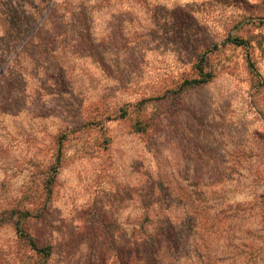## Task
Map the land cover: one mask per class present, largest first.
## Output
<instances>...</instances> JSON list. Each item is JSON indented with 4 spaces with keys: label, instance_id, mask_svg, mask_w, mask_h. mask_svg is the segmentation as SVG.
I'll list each match as a JSON object with an SVG mask.
<instances>
[{
    "label": "rangeland",
    "instance_id": "rangeland-1",
    "mask_svg": "<svg viewBox=\"0 0 264 264\" xmlns=\"http://www.w3.org/2000/svg\"><path fill=\"white\" fill-rule=\"evenodd\" d=\"M95 17L108 72L70 44L9 67L26 88L0 114V264H116L146 205L186 215L205 264H264V0H112ZM201 58L210 80L184 85Z\"/></svg>",
    "mask_w": 264,
    "mask_h": 264
},
{
    "label": "trees",
    "instance_id": "trees-1",
    "mask_svg": "<svg viewBox=\"0 0 264 264\" xmlns=\"http://www.w3.org/2000/svg\"><path fill=\"white\" fill-rule=\"evenodd\" d=\"M111 1L0 0V78L6 77L3 82L4 89L0 90L2 116L22 101V98H19V101L13 100V93H20L21 96L25 92L26 86L21 83L18 70L9 68L13 63L18 64L21 56L32 61L35 66L41 62L51 64L57 56V49L70 44L73 53L91 59L108 72L103 61L107 47L104 46L103 40L96 42L92 26L96 20L95 15L99 12L105 14L111 6ZM142 6L147 8L146 4ZM117 9L119 13L126 11V8L120 5ZM120 28H116L117 33ZM229 40L237 46L247 45L243 39ZM200 60L194 67L198 79L185 80L184 85L205 84L210 80L211 74L204 72V60ZM3 65H6L4 71ZM191 67L193 68V65ZM172 80L176 81L178 78ZM149 207L150 205L144 206V218L130 230L127 237L120 238L121 248L115 246V252L119 250V254L115 256L116 264H205L201 257H195L199 256L196 255L198 246L192 248V253L188 252L189 235L195 225L187 216L171 217L172 206L161 205L159 210H155L152 218L148 214ZM19 222L20 219L14 222L15 228L25 237L31 249L50 258L51 246L37 245L28 234L26 225ZM107 253L108 250L99 255V264H106ZM229 253L232 258L240 255L236 254L233 248ZM206 262L210 264V257L206 258Z\"/></svg>",
    "mask_w": 264,
    "mask_h": 264
}]
</instances>
